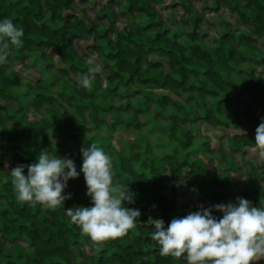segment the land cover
<instances>
[{"label": "trees", "instance_id": "obj_1", "mask_svg": "<svg viewBox=\"0 0 264 264\" xmlns=\"http://www.w3.org/2000/svg\"><path fill=\"white\" fill-rule=\"evenodd\" d=\"M86 1L0 0V21L11 18L25 33L0 65V264H187L160 255L152 220L167 227L201 205L238 198L264 208V165L249 155L264 120V0H179L172 6L179 12L166 20L156 9L166 0H107L94 19L77 13ZM197 1L235 21L223 19L216 41L202 34L206 14ZM82 41L91 53L79 52ZM94 54L102 71L85 89L77 75ZM27 61L42 75L35 83L13 68ZM121 101L125 109L116 107ZM30 110L42 118L32 122ZM143 115L150 134L169 140V151L161 153L163 141L145 135ZM202 125L228 131L219 148L201 135ZM118 131L132 136L120 150L112 143ZM92 143L110 155L116 179L135 194L125 206L141 212L127 235L100 246L64 212L91 206L82 172L68 181L64 195L71 199L56 209L19 202L10 176L42 150L71 158L79 171L81 148ZM216 163L221 173L211 169Z\"/></svg>", "mask_w": 264, "mask_h": 264}, {"label": "clouds", "instance_id": "obj_2", "mask_svg": "<svg viewBox=\"0 0 264 264\" xmlns=\"http://www.w3.org/2000/svg\"><path fill=\"white\" fill-rule=\"evenodd\" d=\"M24 35V29L11 18L0 21V65L8 62L10 48L22 46ZM87 63V72L77 75L78 85L85 89L93 86L95 75L102 71L95 55ZM255 146L264 159V120L256 128ZM81 153L82 167L77 171L71 158L42 150L35 163L12 168L11 182L19 202L56 209L71 199V194L64 195L68 181L82 172L91 206L64 212L83 237L100 246L127 235L136 227L141 212L125 206L134 203L135 194L130 185L116 179L112 159L102 147L92 143L82 147ZM213 211L222 217L217 218ZM152 223L155 230L151 239L158 243L161 256L184 257L187 264H252L264 258V208L245 198L210 208L201 205L198 211L174 217L167 227L161 219Z\"/></svg>", "mask_w": 264, "mask_h": 264}, {"label": "rangeland", "instance_id": "obj_3", "mask_svg": "<svg viewBox=\"0 0 264 264\" xmlns=\"http://www.w3.org/2000/svg\"><path fill=\"white\" fill-rule=\"evenodd\" d=\"M105 3H107V0H87L86 2H81L79 3V11H77V13H81L84 11L88 17H90L91 19H94L97 15V12L101 9V7ZM175 3H179V0H166L165 3H163L162 5H156V9L163 14L164 20L168 19L169 16L174 15L175 12H179L180 7H177L176 10L174 9V7H172ZM194 5L200 11V13L204 12L206 14L205 16L206 20L202 28V34H206L208 36V39H210L211 41H216L217 38L223 34L221 32L222 28H220L222 26L223 19H228L229 21L233 23L235 22L234 19L230 16L229 12L226 10L221 11L220 13H217V14H210L206 12V10L203 9L202 1H197ZM180 18L181 16L178 17V19ZM207 22H209L211 25L208 26ZM117 25L120 29H124L127 27L126 23H123L122 20H120ZM237 29L239 30L238 26L236 25V30ZM89 43L86 41H82L81 44L78 45L80 49L79 52L80 53L85 52L86 54L91 53L88 47ZM260 46L264 48V39L261 40ZM47 54L51 55V58L54 61L56 67L58 68L62 67L61 62H59L60 59L58 58V56L53 55L52 51H48ZM95 57L97 59V55H95ZM27 63L28 61L25 62V65H27ZM13 68L16 72L20 73L21 76L32 81L33 83L37 82L42 76L38 68L34 66H29V65L24 66L23 64H15ZM19 91L20 93H24L26 91V88H21L19 89ZM126 106H127L126 101H121V102L116 103V107H119L121 109H125ZM42 116L43 114L36 113L33 110H30L26 113V117L32 122L40 120ZM148 118L149 117L148 116L146 117V115L141 116V120L147 124V126L144 129L145 135L151 137L150 139L154 144L157 141H160V142L163 141L164 147L161 149L162 151L160 150L161 153H163V151L165 152L169 151V147L166 146L169 143L168 139H165L164 136L154 135V134L149 133L150 125H148V122H147ZM109 123H111V121H109ZM200 133L203 137L209 138L212 142V145L215 148H219L223 140L227 136L228 131L223 130V129L208 128L202 125L200 129ZM229 133H232V131H229ZM129 137L132 138V136L128 135L125 131H118L115 133L112 139V143L118 150H120L122 146L121 142H124ZM52 139L54 140V142H57L60 140L59 137H55V136H53ZM200 146L201 145L197 143L195 146V149H198ZM258 152L259 150L257 148L250 149L249 150L250 158L257 164L264 165V159H261L259 157ZM201 157L205 158V156L202 153H201ZM6 169H8V166H6ZM211 169L217 171L218 173L222 172L221 167L217 163L214 166H212ZM263 260L264 258H259L255 260L254 262L260 263Z\"/></svg>", "mask_w": 264, "mask_h": 264}]
</instances>
